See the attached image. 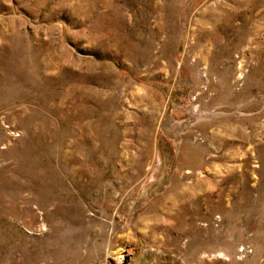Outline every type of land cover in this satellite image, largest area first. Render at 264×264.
<instances>
[{"label": "rangeland", "instance_id": "374dc122", "mask_svg": "<svg viewBox=\"0 0 264 264\" xmlns=\"http://www.w3.org/2000/svg\"><path fill=\"white\" fill-rule=\"evenodd\" d=\"M0 264H264V0H0Z\"/></svg>", "mask_w": 264, "mask_h": 264}, {"label": "bare ground", "instance_id": "6f19581e", "mask_svg": "<svg viewBox=\"0 0 264 264\" xmlns=\"http://www.w3.org/2000/svg\"><path fill=\"white\" fill-rule=\"evenodd\" d=\"M198 126L203 130L206 127V122L202 121L198 123ZM225 131L228 132V129H225ZM208 138L210 142H216V143H222L225 140V138H222L218 133L213 132V131L211 132V135L208 136ZM205 140L206 139H204V141ZM195 143L196 142H192L189 140H186V142H184L183 157L179 165L180 171H182L183 168H190L191 171H193L194 169L201 167L205 162H207V160L204 158V152H205L204 145L201 142H199L198 144H195ZM179 177L177 176V179H179Z\"/></svg>", "mask_w": 264, "mask_h": 264}]
</instances>
